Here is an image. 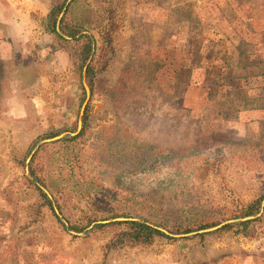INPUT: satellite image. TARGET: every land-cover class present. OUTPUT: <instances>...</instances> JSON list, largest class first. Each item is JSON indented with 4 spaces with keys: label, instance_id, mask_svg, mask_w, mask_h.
<instances>
[{
    "label": "rangeland",
    "instance_id": "rangeland-1",
    "mask_svg": "<svg viewBox=\"0 0 264 264\" xmlns=\"http://www.w3.org/2000/svg\"><path fill=\"white\" fill-rule=\"evenodd\" d=\"M67 1L0 0V264H264V213L249 236L232 224L149 245L100 224L145 218L179 236L192 232L166 227L181 217L221 223L261 206L264 0L71 1L63 16L91 40V81L85 40L63 47L48 25ZM85 112L82 138L27 163L39 142L74 138Z\"/></svg>",
    "mask_w": 264,
    "mask_h": 264
},
{
    "label": "trees",
    "instance_id": "trees-1",
    "mask_svg": "<svg viewBox=\"0 0 264 264\" xmlns=\"http://www.w3.org/2000/svg\"><path fill=\"white\" fill-rule=\"evenodd\" d=\"M76 0H72V4L75 2ZM63 6H60L58 8H52L50 13H49V20H48V25L50 28L51 33L55 36V38L61 43V45L67 46L68 44H70L72 41H80V40H85V43L83 44V47L80 51L81 54H79L80 57V68L85 64V62L87 61L90 52L92 50L91 47V40L89 39L88 36H84V35H80L82 30L84 29L83 25H80L79 23H75V24H69L66 22V13L64 14V16L61 18L60 23H59V31L63 36L69 37L71 38L70 40L64 39L61 35L58 34V32L56 31V21L53 20V17L58 16L57 14H59V12L61 11V8ZM110 20V24L109 26H107L106 28L103 29L102 32H100V36L102 38H104V42L107 43V45H110L111 41H112V34L115 30V26L112 23V17L109 18ZM77 36H79L77 38ZM93 73V67L91 66V64L88 65L87 70H86V78L88 80L91 81V74ZM84 124H83V128L81 130V132L75 136L74 138H70V139H63L58 141L57 143L59 145H63V144H72L73 142L77 141L78 139L82 138L85 135L86 129H87V118H86V112L84 114ZM33 163V160L31 162V164ZM30 175L34 178V180H39L38 177L36 176L35 172L33 171V169L31 168L30 165ZM49 188V187H48ZM40 191V190H39ZM41 196L43 198L46 199V197L44 196V194L41 193ZM87 199L89 200V198L87 197ZM260 201H255L252 204L248 205L246 210L244 211V213L241 216H238L239 218H244L247 216H255L259 213L260 210ZM49 202H47L48 204ZM49 205V204H48ZM49 208H51V206L49 205ZM58 210L60 212L61 208L60 206H58ZM264 213V211H263ZM110 218H118V217H124V218H133L129 215L126 214H111L109 216ZM134 218H138L140 219V217H134ZM263 218V214L251 221H247V222H243L240 224H237L238 227H240L242 229V232L244 233L245 236H249L247 234V229L250 227V225H252L253 223L256 222H260ZM224 219H220L218 220L217 218H214V216L212 217H207V218H203V217H193L190 219H187V217H181L179 219H177L176 221L173 222L172 225H170V228H167L169 230V232L172 233H176V234H183V233H189V232H195V231H199V230H203L209 227H212L214 225H216L217 223H219L220 221H223ZM114 226H124L126 228V233L124 234V236L129 239V241H131L132 243L136 244V245H149L152 243L153 239L155 237H165V235L158 231L157 229H155L152 225L149 224V220L148 219H141V221H135V220H127V221H123V222H117L114 224H111ZM110 225V226H111ZM104 226H98V228H103ZM163 227V226H162ZM233 225H226L223 228H221L220 230L216 231L215 234L220 233V232H224L227 230H230L231 228H233ZM73 230H77V227H71ZM165 228V226H164Z\"/></svg>",
    "mask_w": 264,
    "mask_h": 264
},
{
    "label": "water",
    "instance_id": "water-1",
    "mask_svg": "<svg viewBox=\"0 0 264 264\" xmlns=\"http://www.w3.org/2000/svg\"><path fill=\"white\" fill-rule=\"evenodd\" d=\"M72 0H68L63 8V11L60 13L57 21H56V31L58 32L59 35H61L64 39H67V40H70L71 38L69 37H65L63 36L60 31H59V23H60V20L63 16V13L64 11L66 10L67 6L69 5V3L71 2ZM92 53H93V49H92ZM90 59H91V56L88 58V60L86 61L84 67H83V76H85V73H86V70H87V67L90 63ZM84 90H85V100L83 102V105L81 107V111H80V117L83 115V112H84V108L89 100V97H90V89L88 87V85L86 83H84ZM81 130V124L79 123L78 124V128H77V131L74 133V134H70L71 137H74V136H77L78 133L80 132ZM66 137V134H62V135H59V136H56L54 138H51V139H46V140H43L41 142H39L35 148L33 149V151L31 152V154L29 155L28 159H27V163L30 162L31 160V157L33 156V154L35 153V151L41 146V145H44V144H48V143H51V142H55V141H59L63 138ZM27 169V168H26ZM27 175L29 176L28 174V169H27ZM39 188L41 189V191L47 196V198L52 201V197L50 196V194L48 193V191L39 186ZM52 207H53V210L55 212V214L57 215V217L62 221V223L65 225V227L67 228L68 227V224L66 223L65 220L62 219L61 215L59 214V211L57 209V207L53 204L52 202ZM264 211V199L262 200L261 202V206H260V210H259V213L256 215V216H247V217H244V218H241V219H232V220H227L225 222H221L219 223L218 225L214 226V227H211V228H208V229H204V230H200V231H197V232H192L190 234H184V235H179V236H174V235H171L169 234L167 231L161 229V228H157V227H154L155 229H157L158 231L162 232L163 234L165 235H168V236H172V237H186V236H189V235H197V234H207V233H212V232H215V231H218L220 230L221 228H223L224 226L226 225H232V224H240V223H243V222H247V221H251V220H254L256 219L257 217H259ZM126 219H111L109 221H103L101 222L100 224H108V223H113V222H120V221H125ZM71 234L73 235H76V233L70 231ZM79 235H82V233H80Z\"/></svg>",
    "mask_w": 264,
    "mask_h": 264
},
{
    "label": "crops",
    "instance_id": "crops-1",
    "mask_svg": "<svg viewBox=\"0 0 264 264\" xmlns=\"http://www.w3.org/2000/svg\"><path fill=\"white\" fill-rule=\"evenodd\" d=\"M10 46H9V51H11V49H13L12 47H14V45L11 43V44H9ZM3 48H5V47H3Z\"/></svg>",
    "mask_w": 264,
    "mask_h": 264
}]
</instances>
